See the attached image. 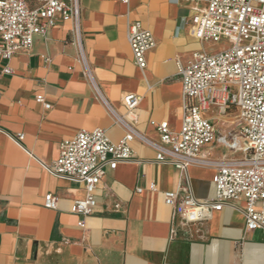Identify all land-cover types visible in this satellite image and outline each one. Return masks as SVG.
<instances>
[{
  "label": "crops",
  "instance_id": "crops-1",
  "mask_svg": "<svg viewBox=\"0 0 264 264\" xmlns=\"http://www.w3.org/2000/svg\"><path fill=\"white\" fill-rule=\"evenodd\" d=\"M195 8L186 0H81L84 63L73 24L61 18L46 36H36L31 50L14 54L12 73L0 76V264H264V231H246L244 199L202 224L180 227L170 239L174 210L164 192L189 188L197 199L212 198L219 162L242 159L231 157L238 152L234 140L243 147L238 133L230 145L219 140L226 130L235 131L234 112L222 122L216 117V141L185 179L172 164L159 162L157 148L146 142L161 141L152 122L181 129L177 62L187 63L204 45L190 32ZM135 21L156 39L145 71L135 64L127 38L128 24ZM6 64L0 59V70ZM127 93L142 96L132 124L138 132L130 143L134 155L107 168L95 193L96 210L82 228L72 206L85 196V184L58 178L47 167L59 158L61 143L81 129H106L119 142L125 130L103 99L125 114ZM38 95L52 109H44ZM18 133L24 134L21 145L11 137ZM49 193L58 198L56 209L44 205Z\"/></svg>",
  "mask_w": 264,
  "mask_h": 264
},
{
  "label": "built area",
  "instance_id": "built-area-1",
  "mask_svg": "<svg viewBox=\"0 0 264 264\" xmlns=\"http://www.w3.org/2000/svg\"><path fill=\"white\" fill-rule=\"evenodd\" d=\"M186 1L196 4L191 35L202 42L225 38L231 46L215 54L195 52L187 63L177 62L183 96L181 129L173 132L168 122H152L161 141H145L157 148L159 162L172 164L185 179L192 164L205 161L204 148L216 141V123L206 115L216 109L220 117L237 114L235 130L243 147L235 140L232 147L243 151L244 157L219 162L212 198L197 199L189 188L184 193L164 192L165 203L174 210L170 239L178 237L180 227L202 224L213 212L226 205L235 207L234 202L241 199L245 200L246 231H264V0ZM59 18L73 24L79 60L84 63L81 0H0V59L7 62L0 76L11 74L8 63L14 54L31 50L36 36H46ZM127 38L135 64L145 71L146 56L156 47L153 33L138 21L129 22ZM87 74L91 78L89 70ZM36 101L44 109H52L44 95L36 96ZM103 101L115 124L125 130L121 140L113 142L103 128L81 129L72 139L61 143L59 158L47 167L58 178L85 184V196L72 206V212L81 216L78 225L82 228L86 227L85 218L96 210L95 193L107 168L116 169L120 162L132 160L134 151L130 143L138 137L132 124L142 96L134 93L123 96L125 114L116 113ZM11 137L20 145L24 140L23 133ZM151 189L157 190L155 183ZM57 201V196L49 193L44 205L56 209Z\"/></svg>",
  "mask_w": 264,
  "mask_h": 264
},
{
  "label": "rangeland",
  "instance_id": "rangeland-1",
  "mask_svg": "<svg viewBox=\"0 0 264 264\" xmlns=\"http://www.w3.org/2000/svg\"><path fill=\"white\" fill-rule=\"evenodd\" d=\"M230 46H231V42L225 38L219 42L206 41V42H204V45H203V51H206L207 53H210V54H215V53L223 51L224 49H226ZM209 114L213 116V120H216V117L218 116L219 113L216 109H213L212 111L209 112ZM220 121L222 122V117L220 118ZM228 125L230 127H232V124L228 123ZM228 130H226L225 135H227L228 141L231 143L233 136L236 135V133H237L236 132L237 130L230 132V134H229ZM242 143H243V141H241V145L243 146ZM231 157L232 158H243L244 153H243V151H238L235 153L233 152V155H231Z\"/></svg>",
  "mask_w": 264,
  "mask_h": 264
},
{
  "label": "bare ground",
  "instance_id": "bare-ground-1",
  "mask_svg": "<svg viewBox=\"0 0 264 264\" xmlns=\"http://www.w3.org/2000/svg\"><path fill=\"white\" fill-rule=\"evenodd\" d=\"M221 118V117H220ZM223 119V118H222ZM220 141L221 142H223V143H225V144H227V145H230V142L228 141V139H227V137H226V135L225 134H223L222 136H221V138H220ZM236 141V140H235ZM240 141V140H239ZM242 141V140H241ZM236 143L238 144V141H236ZM238 146H239V144H238ZM239 147H241V146H239Z\"/></svg>",
  "mask_w": 264,
  "mask_h": 264
}]
</instances>
